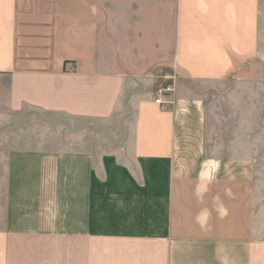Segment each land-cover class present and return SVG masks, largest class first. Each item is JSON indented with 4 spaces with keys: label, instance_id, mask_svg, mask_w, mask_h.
Instances as JSON below:
<instances>
[{
    "label": "crops",
    "instance_id": "crops-1",
    "mask_svg": "<svg viewBox=\"0 0 264 264\" xmlns=\"http://www.w3.org/2000/svg\"><path fill=\"white\" fill-rule=\"evenodd\" d=\"M263 38L264 0H0V264H264L249 125L193 86Z\"/></svg>",
    "mask_w": 264,
    "mask_h": 264
},
{
    "label": "rangeland",
    "instance_id": "rangeland-1",
    "mask_svg": "<svg viewBox=\"0 0 264 264\" xmlns=\"http://www.w3.org/2000/svg\"><path fill=\"white\" fill-rule=\"evenodd\" d=\"M193 86L215 108L216 127L221 135L223 131H239L235 124L227 128L226 121L248 123L257 163L264 166V46L259 56L236 58L226 78Z\"/></svg>",
    "mask_w": 264,
    "mask_h": 264
},
{
    "label": "built area",
    "instance_id": "built-area-1",
    "mask_svg": "<svg viewBox=\"0 0 264 264\" xmlns=\"http://www.w3.org/2000/svg\"><path fill=\"white\" fill-rule=\"evenodd\" d=\"M174 92L173 83L165 82L164 84L160 85L156 88L154 93V102L162 108L168 107L172 104V99L169 96Z\"/></svg>",
    "mask_w": 264,
    "mask_h": 264
}]
</instances>
